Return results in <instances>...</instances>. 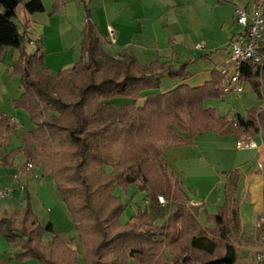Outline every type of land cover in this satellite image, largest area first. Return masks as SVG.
Returning <instances> with one entry per match:
<instances>
[{"label": "trees", "instance_id": "16d2710c", "mask_svg": "<svg viewBox=\"0 0 264 264\" xmlns=\"http://www.w3.org/2000/svg\"><path fill=\"white\" fill-rule=\"evenodd\" d=\"M64 2L55 0L50 15ZM21 4L0 0V62L9 49L18 53L10 66L21 89L15 107L28 114L32 129L22 132L19 146L9 149L21 125L0 112V164L19 170L14 165L19 156L25 165L34 164L54 184L77 238L67 242L51 222L41 225L26 194V207L0 217V237L15 249L10 262L236 264L238 251L231 237L241 232L239 172L222 173L223 202L215 214H204L212 225L206 228L199 221L202 205H188L162 157L167 147L192 146L203 133L259 137L264 146V63L240 66L241 81L259 105L230 118L203 106L205 100L221 99L218 72L210 82L190 88L181 83L190 77L187 62L156 58L140 63L131 53L110 55L86 6L79 59L70 68L52 71L44 64L39 41H34L33 53L25 51L30 23L17 24ZM45 11L42 0L23 4L29 16ZM259 51L264 57V43ZM164 77L181 84L161 92ZM130 186L144 194L149 210L138 208L125 224L121 218L126 205L114 192Z\"/></svg>", "mask_w": 264, "mask_h": 264}, {"label": "crops", "instance_id": "0c3cea01", "mask_svg": "<svg viewBox=\"0 0 264 264\" xmlns=\"http://www.w3.org/2000/svg\"><path fill=\"white\" fill-rule=\"evenodd\" d=\"M42 1L46 11L42 14L26 15L22 22L30 23L28 41L41 43L42 52L43 49L47 51L43 52L44 64L52 71L56 70L54 65L48 64L51 59H63L60 69H67L75 64V59L64 56L75 49L76 43L80 41L81 31L87 19L84 12L86 6L91 21L102 34L103 48L110 55L131 53L140 63L151 62L156 58L162 61H187L188 71L190 65H197V62L202 61L209 62L211 64L209 67H198L195 73L189 71L190 77L181 83L190 88L210 82L213 72H218L219 64L228 56L229 44L242 32V27L236 21L237 9H245L250 14L259 5L264 15V0H65L63 5L55 9L53 15L50 13L55 0ZM107 28H110L115 35L114 43L109 41ZM200 42L204 43L203 50H195L194 47ZM11 50H7L1 59L0 74L6 72L8 66L17 59L18 53ZM188 55L191 58L185 59L184 57ZM178 81L170 87L181 84ZM247 93L255 98L250 86L244 83V92L241 96H221V99L215 101L220 102L224 107L214 105L212 100H205L203 106L216 109L220 115L228 114L232 117L244 108L242 96ZM14 112L10 117L11 120L28 118L27 115L25 119L22 118V113L18 110ZM20 130L24 131L22 126L18 129L19 137H17L18 132L15 137L17 140L15 147L21 142ZM197 139L192 146L167 147L163 152L162 161L171 178L180 183L186 195L188 193L191 195V197L187 196L189 204L198 202L199 205L204 206L199 198L192 197L191 189L185 186L183 172L178 170V167L182 168L183 165L194 169L200 164L199 162L204 161L205 158L209 159L202 150L201 141ZM238 139L233 146L214 143L212 148L220 155V160L216 162L217 166L221 164L222 167H227L222 168L217 174L233 170L239 172L236 198L240 227L245 236L251 237L256 227V218L261 214L264 206V146L262 142L256 144L254 139ZM239 141H253L257 148L238 150L235 144ZM10 146L9 149H12ZM23 162L24 157L19 156L14 165L22 169ZM16 172L15 167L5 168L0 164V187L8 185L14 187L13 195L9 199L1 200L0 212L10 207L14 209L12 198L19 200L21 194H28V187L42 188L34 181L38 178L39 169H35L34 173L22 172L19 182L13 181L12 178ZM223 180L222 175L219 180L222 185ZM19 183L25 184L24 193L18 191ZM12 253L13 247L0 237V264H10Z\"/></svg>", "mask_w": 264, "mask_h": 264}, {"label": "rangeland", "instance_id": "374dc122", "mask_svg": "<svg viewBox=\"0 0 264 264\" xmlns=\"http://www.w3.org/2000/svg\"><path fill=\"white\" fill-rule=\"evenodd\" d=\"M27 2V1H26ZM23 1L22 4L17 9V24H20L26 14L23 12ZM28 16V15H27ZM25 41V51L27 53H33L35 51V46L29 43V36L27 35ZM13 51V50H11ZM15 51V50H14ZM43 52L44 49H43ZM47 52V51H46ZM45 52V53H46ZM52 54V53H51ZM70 56L76 61L80 57V47L79 41L76 43L75 49L70 50L68 54L64 57ZM7 58V57H6ZM185 59L191 58L187 56L184 57ZM9 59V58H8ZM62 58H57L55 60L49 61L48 64L54 65V70L59 71L61 70L60 64ZM15 62V61H14ZM13 62V63H14ZM178 63L179 61H174ZM187 62V61H182ZM12 63V64H13ZM198 64L190 65L189 71L191 73H195L196 69L204 68V66H210L211 64L206 61L197 62ZM202 63V64H201ZM11 64V65H12ZM10 65V66H11ZM10 66L6 72L0 74V112L3 113L5 116L11 117L14 114V111H20L22 113V118L28 117V114L20 108L15 107V102L21 94L20 84H19V77L16 74H10ZM49 66V65H48ZM178 80L171 81L167 77L162 79V84L160 87V91L164 92L170 90V86L173 83H176ZM179 82V81H178ZM243 98V105L244 108L240 109V113L242 114L245 109L255 107L258 104V101L253 98L250 93L244 94ZM214 105H218V107L222 106L220 102H215L216 100H212ZM124 100H116V103L121 104ZM258 106V105H257ZM224 107V106H222ZM23 113L25 116H23ZM231 118V117H230ZM20 123L23 127L24 131H29L32 129V126L29 123V117L26 120L15 119ZM20 134V137H21ZM16 137V136H15ZM13 137L11 139V146L10 148H14L17 140ZM19 137V132L18 136ZM237 139V138H236ZM236 139L234 137H219L210 133H203L200 137H198V141H201V147L204 151V154L208 160L205 158L204 161L199 162L200 164L197 165L194 169L189 166H182L178 167V170L183 172L184 174V181L185 186L191 189L192 197L199 198L204 206L201 207L199 221L202 223L203 226L206 228H211L212 225L206 223L205 213L208 214H215L217 212V206H220L223 202L222 196V183H219L222 174H217L220 172L222 165L219 162V166H217V160L219 159V153L214 151L212 147H214V143H222L228 145H234ZM239 140V139H238ZM254 142L260 144L261 140L259 137L254 139ZM25 163V162H23ZM22 163V164H23ZM23 164L22 166H24ZM21 166V167H22ZM38 187L42 188H35V187H28V194H29V203L32 208L33 213L37 216L38 221L41 225L46 224L47 222H51L56 231L61 234V237L69 242L72 238H77L76 232L73 229L72 220L70 215L68 214L65 206L61 202L54 184L47 178L41 175V172H38V178L34 180ZM37 189V190H36ZM24 193V192H22ZM114 194L121 198L124 205H126V210L122 215L121 221L122 223L128 224L131 223L130 219L133 214L137 211V209H148L149 205L145 202L144 194L138 191L135 186H130L125 190H122L119 187L115 188ZM194 194V195H193ZM188 197L191 195L188 193ZM9 199V198H8ZM14 199V205L12 209L11 207L3 210L0 212V217H9L11 214L17 212L18 210L26 207L27 205V195L26 193L21 194V198ZM1 205V200H0ZM190 206V204H188ZM158 223V222H157ZM256 227L254 228L253 234L251 237L245 236L244 232L234 233L231 237V240L238 251V262L236 264H256V256L264 249V206L263 211L261 214L258 215L255 221ZM49 236L45 235L44 239H48ZM13 252L15 249L13 248ZM80 260V259H79ZM82 263V261L80 260ZM10 264H37L36 261L30 260L26 262H9ZM131 264H133L131 262Z\"/></svg>", "mask_w": 264, "mask_h": 264}, {"label": "built area", "instance_id": "2783aa9c", "mask_svg": "<svg viewBox=\"0 0 264 264\" xmlns=\"http://www.w3.org/2000/svg\"><path fill=\"white\" fill-rule=\"evenodd\" d=\"M236 21L242 27V32L239 37L229 44L228 56L219 64L217 71L222 78L221 92L223 97H239L244 92V83L240 78V66L245 62L253 64L264 63V57L259 51L260 43H264V15L261 7L258 5L249 14L245 9L236 10ZM107 35L111 43L115 42V35L110 28H107ZM34 45V42H30ZM204 48V43H198L194 49L201 51ZM16 125H19L16 120H12ZM238 150L256 149L257 145L253 141H239L235 144ZM35 171L34 164H26L22 169L17 170L13 175V181L19 182V176L22 172ZM18 191L24 192L25 184L19 183ZM14 187L12 185L0 187V200H5L13 195ZM160 205L165 206L166 201L163 197H158ZM190 206H199L198 202H191ZM256 264L264 263V249L258 253L255 258Z\"/></svg>", "mask_w": 264, "mask_h": 264}]
</instances>
